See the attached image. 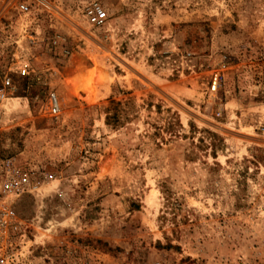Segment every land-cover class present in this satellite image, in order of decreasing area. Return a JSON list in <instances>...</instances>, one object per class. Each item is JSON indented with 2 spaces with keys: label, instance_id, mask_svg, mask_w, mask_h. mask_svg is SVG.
<instances>
[{
  "label": "rangeland",
  "instance_id": "rangeland-1",
  "mask_svg": "<svg viewBox=\"0 0 264 264\" xmlns=\"http://www.w3.org/2000/svg\"><path fill=\"white\" fill-rule=\"evenodd\" d=\"M91 1L0 34V88L46 38L0 98V157L41 180L12 204L23 264H264V0H97L100 27Z\"/></svg>",
  "mask_w": 264,
  "mask_h": 264
},
{
  "label": "built area",
  "instance_id": "built-area-1",
  "mask_svg": "<svg viewBox=\"0 0 264 264\" xmlns=\"http://www.w3.org/2000/svg\"><path fill=\"white\" fill-rule=\"evenodd\" d=\"M31 0H0V34H10L20 21L31 17ZM83 18L88 25L102 26L108 18L102 4L93 0L83 9ZM2 35H0L1 37ZM25 41L27 48L20 45ZM46 38L35 29L27 27L18 35L12 49V58H17L16 68L5 73L0 88V98L6 99L7 95L16 90L12 74L19 77L31 78L34 70L30 63L23 58L32 53L33 47L44 43ZM50 45L57 47L59 38L53 37ZM24 49V50H23ZM14 72V73H13ZM50 105L53 113L58 111L57 95L50 93ZM1 136V132H0ZM41 180L35 169L20 164L15 158L0 157V264H23V250L18 239L21 234L18 221L12 209V204L22 195L34 194L40 189Z\"/></svg>",
  "mask_w": 264,
  "mask_h": 264
},
{
  "label": "bare ground",
  "instance_id": "bare-ground-1",
  "mask_svg": "<svg viewBox=\"0 0 264 264\" xmlns=\"http://www.w3.org/2000/svg\"><path fill=\"white\" fill-rule=\"evenodd\" d=\"M83 75H85V74H83ZM84 79H86V76L84 77ZM87 81V80H86ZM85 83V82H84ZM83 84V83H82ZM82 84H77V88L80 86V89L79 90H82V88L81 87H83L82 86ZM86 88V87H85Z\"/></svg>",
  "mask_w": 264,
  "mask_h": 264
},
{
  "label": "trees",
  "instance_id": "trees-1",
  "mask_svg": "<svg viewBox=\"0 0 264 264\" xmlns=\"http://www.w3.org/2000/svg\"><path fill=\"white\" fill-rule=\"evenodd\" d=\"M117 115H114V118L113 119H116L117 117H116Z\"/></svg>",
  "mask_w": 264,
  "mask_h": 264
}]
</instances>
